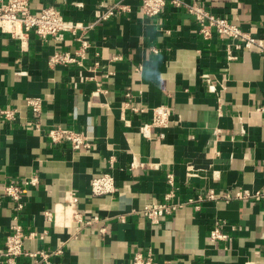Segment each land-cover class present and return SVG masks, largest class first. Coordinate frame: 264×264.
I'll return each mask as SVG.
<instances>
[{
	"label": "crops",
	"instance_id": "1",
	"mask_svg": "<svg viewBox=\"0 0 264 264\" xmlns=\"http://www.w3.org/2000/svg\"><path fill=\"white\" fill-rule=\"evenodd\" d=\"M186 1L204 4L264 38V0ZM115 2L130 10L99 21L102 4ZM139 4L31 0L33 11L54 5L66 19L89 27L66 32L60 42L33 33L22 42L0 30V106L21 112L14 124L0 120V187L34 174L39 178L37 186L27 188L17 220L16 203L0 194V255L18 221L26 233H35L25 239L24 249L61 248L51 255L59 264H132L137 251L173 264H244L248 259L264 264V199L188 202L209 190L264 191V56L254 46L228 60L226 40L202 36L184 8L168 4L149 17L139 13ZM78 35L90 43L83 63L51 65L56 49L80 48ZM127 92L150 109H125ZM28 96L42 98L44 127L83 130L93 136V148L54 144L44 131L25 127L32 117ZM158 104L171 107L172 121L164 138L156 136L155 127L145 137L139 128ZM134 160L143 165L131 166ZM104 171L113 174L117 191L95 196L90 181ZM168 172L175 176L176 200L186 203L155 223L140 210L165 200ZM74 196L75 208L85 218L98 214L106 232L101 224L71 221L67 206ZM46 211L57 216L48 220ZM217 219L226 222L229 236L214 242L210 231ZM31 259L22 255L17 264Z\"/></svg>",
	"mask_w": 264,
	"mask_h": 264
},
{
	"label": "built area",
	"instance_id": "2",
	"mask_svg": "<svg viewBox=\"0 0 264 264\" xmlns=\"http://www.w3.org/2000/svg\"><path fill=\"white\" fill-rule=\"evenodd\" d=\"M168 4L175 7L184 8L195 22L198 24V32L205 38H210L217 35L226 40V57L228 60L238 58L237 50H246L256 46L259 52L264 56V38L256 36L249 31L244 30L238 23L227 16L217 14L208 6L199 2H187L186 0H140L139 13L144 16H158L163 8ZM130 7L121 2L107 5L102 4L97 10V18L99 21L107 20L121 12L129 11ZM89 26L83 25L81 22H74L66 19L61 10L54 5H49L41 8L38 11H33L31 8V0H1L0 1V30L3 33H8L13 37L23 41L27 39L28 33H33L44 40L62 41L66 32H77L85 30ZM81 40V46L78 50H62L56 49L50 56L49 62L51 65H73L75 63L82 64L85 52L90 46L87 39L78 35ZM141 68V66H139ZM75 87L77 84L74 85ZM126 101L124 108L129 109L134 113H143L150 109L141 102L134 101L133 95L130 92L126 93ZM26 105L32 114L31 119L25 123V127L42 130L54 144H67L74 150H89L94 146V138L85 131L75 130L70 127L53 124L44 127L39 121L43 109V100L38 96L26 97ZM152 109V117L149 122H145L140 126V132L145 137H151L150 128L157 129L156 136L164 138L166 130L172 121V110L168 104H158ZM21 118V112L16 107L0 106V120L8 124H14ZM113 162V159L110 160ZM143 165L137 160H134L131 166ZM167 182L169 190L165 194V200L155 202L144 206L140 212L148 217L152 222H158L161 217L173 214L186 202L176 200V184L175 176L172 172L167 173ZM39 178L36 174L23 179L20 183L10 182L4 183L0 187L1 196L11 198L15 203V220L19 218L20 212L25 208V196L29 186H37ZM91 192L95 196L114 194L117 191V185L113 174L109 171H104L94 176L90 181ZM0 196V197H1ZM210 199H264V191H251L248 189H237L235 191H227L222 194H217L214 190H209L207 195H200L197 199L190 198L188 202ZM77 197L71 198V221L84 223L85 225L101 224L100 231L106 232L104 220L94 214L88 218L75 208ZM1 203V198H0ZM65 206H63L64 208ZM198 207V205L196 206ZM57 214V213H56ZM50 211H46L45 215L48 220H52L53 216H57ZM125 214L119 215V219L124 221ZM226 222L216 220L210 231V239L214 242L225 240L229 234L223 230ZM35 233H26L22 225L17 221L12 225L11 231L6 236L5 247L0 255V260L4 259L7 264H17L18 258L22 255L31 256V262L28 264H59L51 259L52 254L61 253L62 249L58 248L52 252L45 250L26 251L24 249V241L26 238L33 237ZM132 264H173L172 260L161 259L154 256L151 252L146 255L142 251H137L132 257ZM200 264H206L201 262ZM244 264H256L252 259H248Z\"/></svg>",
	"mask_w": 264,
	"mask_h": 264
}]
</instances>
